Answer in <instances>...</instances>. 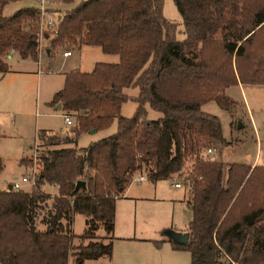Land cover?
<instances>
[{"label": "trees", "instance_id": "16d2710c", "mask_svg": "<svg viewBox=\"0 0 264 264\" xmlns=\"http://www.w3.org/2000/svg\"><path fill=\"white\" fill-rule=\"evenodd\" d=\"M8 1L0 0V76L11 49L20 59L37 60L40 52L38 6L6 15ZM174 2L181 39L163 15V0H80L55 30H44L47 52L97 45L118 60L66 72L54 92L50 104L59 102L74 122L70 134L37 130L40 167L30 189L0 188V264H95L110 256L115 201L136 175L187 188L188 240H170L189 251L190 264H264V165L208 156L207 147L226 141L219 119L201 108L214 100L229 110L227 86L264 84V0ZM132 86L135 95L124 90ZM126 100L137 104L130 116L120 112ZM147 106L161 115L148 118ZM114 119L113 133L74 144L81 131ZM75 213L85 216L81 233L71 228Z\"/></svg>", "mask_w": 264, "mask_h": 264}, {"label": "rangeland", "instance_id": "374dc122", "mask_svg": "<svg viewBox=\"0 0 264 264\" xmlns=\"http://www.w3.org/2000/svg\"><path fill=\"white\" fill-rule=\"evenodd\" d=\"M80 0H72L69 3H63L61 0H50V9L57 11L56 14H63L64 11L74 7ZM38 6L37 0H9L3 8V13L8 15L22 6ZM163 15L176 23V37L181 39L185 36L182 16L174 0H163ZM40 56H45V49L49 45V39L40 37ZM65 47H58V60L55 66L61 62L62 51ZM66 49V48H65ZM89 53H82L74 50L72 58L80 59L81 70H85L88 62L92 60L107 61L114 57L110 53L103 52L97 45L89 46ZM8 63L15 71L6 74L0 78V156L2 157L3 168L0 170V188H8L9 184L20 179L23 174L30 171L32 166L40 167L38 158L34 157L35 134L38 128H50L63 134H70L71 125H67L64 116L54 111L52 106L46 101L52 95V90L57 88L61 82V74L53 71H45L47 68L46 60L40 59L41 70L38 71L37 63L19 62L14 57H9ZM16 55L14 50L11 55ZM51 54H54L52 52ZM80 55V56H79ZM57 64V65H56ZM77 64V63H76ZM77 66V65H74ZM20 69H23L20 71ZM127 93H136L137 87H127L124 89ZM225 93L233 100V106L228 110L219 106L214 100L202 104V110L215 115L220 122L221 133L226 145L214 146L211 157L223 164L235 161L250 162L256 158L258 163H264V84H231L225 88ZM136 102L126 100L122 103L120 112L123 115L130 116L134 113ZM161 112L147 106V117L157 118ZM73 122L74 118L70 115ZM117 123L114 119L111 124L102 129L81 131L74 144L76 146H86L92 140L113 133L116 130ZM27 156L32 158L31 163L25 160L20 163V158ZM224 166V176H225ZM136 172V171H135ZM163 179V178H162ZM156 187L150 180L133 181L127 189L126 197H120L116 200V233L125 232V228L133 230L135 225L140 229L148 230L151 228L162 227L165 229L177 226H186L192 218L189 206L184 200H174L173 196L178 198L183 191H188L183 187L177 188L172 185L174 179L158 180ZM148 186L146 192L149 196L134 199L128 198L136 193V189ZM30 183H23L22 188L30 189ZM47 192L55 193L53 185L44 184L40 186ZM125 192V194L127 193ZM188 199V192L187 197ZM186 199V200H187ZM148 201V206L139 208V203ZM50 199L48 204H50ZM136 202V205L134 204ZM45 211V210H43ZM40 218V216L38 217ZM174 222V223H173ZM147 225V226H146ZM154 225V226H153ZM39 228H44V224L37 221ZM85 227V216L81 213H75L71 228L75 233H81ZM97 232L102 233L100 228ZM188 251V250H187ZM189 253V251L187 252Z\"/></svg>", "mask_w": 264, "mask_h": 264}, {"label": "crops", "instance_id": "0c3cea01", "mask_svg": "<svg viewBox=\"0 0 264 264\" xmlns=\"http://www.w3.org/2000/svg\"><path fill=\"white\" fill-rule=\"evenodd\" d=\"M89 46H91V45H82L78 49H70L71 53L68 55H63V50H61L62 51V58H61L60 64H58V66H55V61H57L58 57H59V56H57V52L56 53L54 52V54H51L50 52L46 51L45 56H40L39 59H37V60L20 59L15 54L11 55L10 57L11 58L14 57L19 62L31 61L33 63H37L38 71L42 69L40 67V59L46 60L47 68L45 71H47V70L53 71L54 68H56L55 72L61 74V82L57 88L52 90L53 91L52 95L46 101V103L50 104V100L52 99L54 92H56L57 90H59L63 86L65 73L72 71V70H75V69L81 70L80 66H78L80 64V59L79 58H72L71 59V56L74 54V50H77L80 55L82 53H85V52L89 53L91 51V49H89ZM46 49L48 50L47 47H46ZM110 54H115V53H110ZM112 56H114V57L110 58L109 60H107L105 62H116L118 60L117 54L112 55ZM96 61H99V60H94V61L92 60L91 62H88L87 66H86L87 68L85 70H81V71H90L93 68V65ZM74 65H77V66H74ZM51 69H53V70H51ZM21 70H23V69H20V71ZM13 71H15V70L13 68H11V66H9V70L6 73H4L3 75H1L0 78L5 76L6 74L13 72ZM241 85H243V84H241ZM132 87H135V86H132ZM137 91H138V89H137ZM137 91H136V93H137ZM136 93H128V94L135 95ZM50 105L52 106V108L54 109L55 112L62 115L60 108L58 109L55 107L56 104H54V105L50 104ZM38 129L57 131V130H53L50 128H38ZM37 130H36V134H35V142H36V137H37ZM2 135L3 134L0 133V136H2ZM226 142H227V140H226ZM226 144L227 143H225L223 145H226ZM0 158L2 159L1 156H0ZM25 158L28 159L27 156L20 158L21 164L25 163ZM235 162L246 163V164H250V165H254V164L264 165V163H258L256 161L255 157L250 162H246V161L245 162L235 161ZM166 179H168V178H166ZM143 180H150L151 184H153V186L156 187L158 182H159L158 180H164V179L151 180V179L145 178ZM132 182L133 181H131L129 183V185ZM129 185L125 188L122 195H120L116 198V200L120 197H126V195L128 194L127 189L129 188ZM172 185H174L173 182H172ZM175 187L181 188V187H183V185L181 184L180 186H175ZM147 188H150V187L145 186V187H141L140 189H136V193L134 195L128 197V198L133 197L134 199L137 200V199L147 197V199H148L151 196H149L147 194V192H146ZM184 188L187 189L185 186H184ZM2 189H7V188H2ZM126 191H127V193L125 194ZM187 192L183 191L182 197L181 196L179 198H178V196H173V197H174V200H177V199L184 200L186 202L187 206H189V209H190L191 214H192L191 207L187 203V200H186L187 199L186 198ZM147 203H148L147 200L142 201L141 204L139 203V205L137 207L136 202H134V204L136 205V210H138L139 208L147 207L148 206ZM174 225L175 226L173 228L165 229L164 232H161L160 230L162 227H167V224H164L160 228L158 226L157 228L153 227V228L148 229V230L140 229V231H144V232H140V234H137V232H136V230L138 229L136 227V225H135L133 230L128 229V227H127V228H125L124 233H121V232L116 233V201H115V217H114V227H113V236L114 237L112 239L111 255L110 256H105V255L100 256L97 259L93 260L92 262H94L95 264H112V263H118V264H190V253H187L188 251L186 249L174 247L171 240H170L171 237L169 236V232L171 230L181 231V232L187 231V225L188 224L186 226H177L174 223Z\"/></svg>", "mask_w": 264, "mask_h": 264}, {"label": "built area", "instance_id": "2783aa9c", "mask_svg": "<svg viewBox=\"0 0 264 264\" xmlns=\"http://www.w3.org/2000/svg\"><path fill=\"white\" fill-rule=\"evenodd\" d=\"M38 1V15H37V29L39 32L40 37L43 36L44 30L51 29L55 30L56 25L58 24L62 14H56L57 11L51 10L50 9V0H37ZM56 1V0H54ZM13 50L11 49L8 56H11V52ZM71 53L70 49H64L63 50V55H68ZM64 120L67 123V125H72L73 120L70 115L68 114H63ZM215 148L213 146H209L206 149V154L208 156H211ZM39 154V151L36 147L34 146V157L36 158L37 155ZM33 168L30 169L29 172L26 174H23L20 179H16L12 183H10L8 188L12 189H21L23 183H30L32 186L36 182L37 178V169L36 166H32ZM145 175H136L132 178V181L139 182L143 179H145ZM173 184L175 186H180L182 183L178 180H174Z\"/></svg>", "mask_w": 264, "mask_h": 264}, {"label": "water", "instance_id": "95a60500", "mask_svg": "<svg viewBox=\"0 0 264 264\" xmlns=\"http://www.w3.org/2000/svg\"><path fill=\"white\" fill-rule=\"evenodd\" d=\"M55 107L59 109L61 107V104L58 102V103H56ZM78 183L84 184V182L82 180L78 181ZM169 236L178 242H186L188 240V232L187 231L181 232V231L171 230L169 232Z\"/></svg>", "mask_w": 264, "mask_h": 264}]
</instances>
